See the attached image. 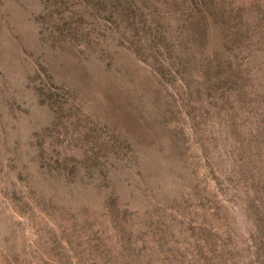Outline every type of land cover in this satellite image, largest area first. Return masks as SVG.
<instances>
[{"label": "rangeland", "instance_id": "374dc122", "mask_svg": "<svg viewBox=\"0 0 264 264\" xmlns=\"http://www.w3.org/2000/svg\"><path fill=\"white\" fill-rule=\"evenodd\" d=\"M0 264H264V0H0Z\"/></svg>", "mask_w": 264, "mask_h": 264}]
</instances>
